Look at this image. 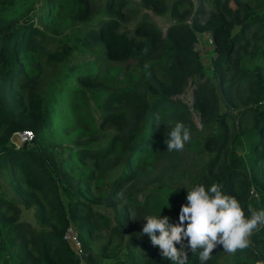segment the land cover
I'll use <instances>...</instances> for the list:
<instances>
[{
    "label": "trees",
    "instance_id": "1",
    "mask_svg": "<svg viewBox=\"0 0 264 264\" xmlns=\"http://www.w3.org/2000/svg\"><path fill=\"white\" fill-rule=\"evenodd\" d=\"M39 1L0 0V264H81V246L87 263L172 264L141 235L144 218L161 209L178 223L194 186L183 173L141 185L161 160L198 157L196 185L221 184L246 218L264 210V0H44L33 17ZM140 6L167 12L165 34L146 13L131 34L121 28ZM190 80L189 106L179 95ZM177 121L191 140L169 152ZM24 129L33 136L16 146ZM249 241L218 245L205 264H264V225Z\"/></svg>",
    "mask_w": 264,
    "mask_h": 264
},
{
    "label": "clouds",
    "instance_id": "2",
    "mask_svg": "<svg viewBox=\"0 0 264 264\" xmlns=\"http://www.w3.org/2000/svg\"><path fill=\"white\" fill-rule=\"evenodd\" d=\"M168 137L164 141L167 151H181L190 142L191 132L183 122L177 121ZM186 200L180 206L178 223H169L170 217L161 216L160 209L158 214L146 216L142 227V233L148 235L152 245L158 246L161 257L168 258L172 264H189V253L198 249L200 264H205L218 245L229 253L247 248L253 231L264 225V210L250 209L251 215L246 218L239 201L225 194L219 183H213L207 190L202 184L194 186L187 191ZM166 207L170 205L167 203Z\"/></svg>",
    "mask_w": 264,
    "mask_h": 264
},
{
    "label": "rangeland",
    "instance_id": "3",
    "mask_svg": "<svg viewBox=\"0 0 264 264\" xmlns=\"http://www.w3.org/2000/svg\"><path fill=\"white\" fill-rule=\"evenodd\" d=\"M132 1V0H131ZM44 2V0H40L37 3V6L35 7V9L33 10V17H35L39 12H41V6L42 3ZM138 2L135 1V5ZM149 17L150 20H152V22H154L161 30L162 32L165 34L167 26L169 25V17L167 12L160 14V13H156L152 10H147L144 6H140V11L136 13V15H134L130 20H123L121 22V28H123V26L126 27V30L131 34L133 32V28L134 25L136 24V21L140 19V17L142 16L141 14H145ZM78 26H82V24H78ZM50 30V29H49ZM77 31H72L70 33V35H76ZM60 37V36H59ZM211 36L208 34V32H202L199 33L196 41H195V50L198 52L201 60L203 61V63L205 64V66L207 67L209 65L210 62V57L211 54L213 53L214 50V46L212 41H210ZM80 38H76V44L80 45L79 43ZM56 43L52 42L50 44V47L55 46ZM83 56V55H81ZM86 57H93L94 53L87 51V53L84 55ZM63 68V66H61ZM195 80H190L188 85L186 86L184 92L182 94L179 95L180 98H182L184 101H186L189 106L190 103L192 102V96H191V88L194 86ZM97 90L95 89L92 93L93 97V104L94 106L97 108V99L95 98L97 95ZM191 117L192 119L196 122V125L199 129H201V125H200V121H199V117L198 114H196L194 108H191ZM59 118L57 117V115H54L53 117V121L56 123L57 120ZM202 163V159L200 158H195L194 160H190V159H186L185 161H183L181 164H178V167H174L172 166L170 163H166L163 160L160 161V164L156 167H154L152 170H150L146 175H144L139 183L141 185H147V187L151 188L153 186H157L160 184V182L162 181H169V180H175L177 177H179L177 174H184V178L186 180V182H188L191 186H195L196 185V179L194 177L191 176H195L198 168L200 167ZM190 173V176L188 175ZM191 177V178H188ZM145 187H141V190H144ZM143 191H139L138 194H140ZM258 203V202H257ZM26 210L23 209V213ZM25 217H29L28 214H24ZM146 222V221H145ZM141 235H145L144 233H142L141 230ZM80 240V239H79ZM81 242H80V246H81ZM95 245H98L99 242H94ZM78 252H80L81 254V264H97V262H88L85 259V255L84 252L82 251V246L79 248ZM97 258V256H96ZM101 262V261H99Z\"/></svg>",
    "mask_w": 264,
    "mask_h": 264
},
{
    "label": "built area",
    "instance_id": "4",
    "mask_svg": "<svg viewBox=\"0 0 264 264\" xmlns=\"http://www.w3.org/2000/svg\"><path fill=\"white\" fill-rule=\"evenodd\" d=\"M210 40H211V38H210ZM32 136H33V133L31 130L24 129V130L14 131L11 139L16 146H19L23 142L29 141L32 138ZM64 237L66 239H69L74 245H76V247L80 246V240L78 239L76 232L73 230V228L71 226L67 227L65 234H64Z\"/></svg>",
    "mask_w": 264,
    "mask_h": 264
}]
</instances>
